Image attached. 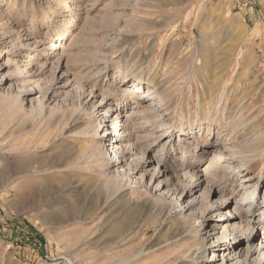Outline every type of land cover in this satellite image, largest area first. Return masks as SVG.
<instances>
[{
    "label": "rangeland",
    "instance_id": "374dc122",
    "mask_svg": "<svg viewBox=\"0 0 264 264\" xmlns=\"http://www.w3.org/2000/svg\"><path fill=\"white\" fill-rule=\"evenodd\" d=\"M250 201L264 0H0V264H256Z\"/></svg>",
    "mask_w": 264,
    "mask_h": 264
},
{
    "label": "bare ground",
    "instance_id": "6f19581e",
    "mask_svg": "<svg viewBox=\"0 0 264 264\" xmlns=\"http://www.w3.org/2000/svg\"><path fill=\"white\" fill-rule=\"evenodd\" d=\"M110 122V120L109 121H104V122H102V123H100V127L102 126L103 128H105V127H107V128H109V124H107V123H109ZM106 123V124H105ZM98 126V127H99ZM96 135V134H95ZM183 135V134H182ZM187 135H189V133L187 134ZM119 145H117V146H114V147H118ZM100 148H102V146L100 145ZM120 149V148H119ZM215 155H214V161L212 160L210 163L211 164H217V163H219L220 161H222L223 159L225 160H227V156L225 155V154H222V153H214ZM218 159V160H217ZM213 165V166H214ZM212 166V169L214 168ZM208 167V166H207ZM216 167V166H215ZM209 169V168H208ZM254 195V194H253ZM247 206L249 207V210H248V214H250V212H252V210L255 208V210L256 211H260L264 206H260L259 204H256V205H254L253 204V202H248L247 203ZM246 223L248 224L247 226V228L248 229H250V228H253V226H252V224L251 223H248V221H246ZM257 223H259L260 225H263V227H264V222H262V221H258ZM264 229V228H263ZM253 234H251V236H250V241H251V239L254 237V235L252 236ZM225 238H228V235H226V237ZM233 244V243H232ZM243 244H244V240H239V242H237V243H235V245L237 246V247H239V246H243ZM112 246H116V243H113V245ZM231 246L229 245V247L228 248H230ZM251 245L249 244V242H248V244H247V250H248V252H247V255H246V260H245V263H247L249 260H248V255L250 254V251H251ZM261 252L264 254V249L263 250H261ZM203 251L202 252H200L199 253V255H203ZM236 254H239V252L237 251L236 252ZM199 257V256H198ZM256 264H264V261H261V260H259V259H257L256 261Z\"/></svg>",
    "mask_w": 264,
    "mask_h": 264
}]
</instances>
